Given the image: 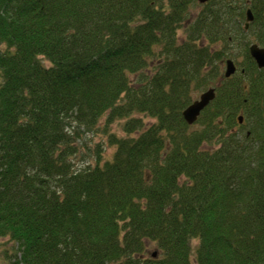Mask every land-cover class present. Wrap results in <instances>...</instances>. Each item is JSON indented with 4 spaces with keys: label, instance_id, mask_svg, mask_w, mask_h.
Wrapping results in <instances>:
<instances>
[{
    "label": "trees",
    "instance_id": "1",
    "mask_svg": "<svg viewBox=\"0 0 264 264\" xmlns=\"http://www.w3.org/2000/svg\"><path fill=\"white\" fill-rule=\"evenodd\" d=\"M252 28L264 0H0V264H264ZM102 127L111 154L78 165Z\"/></svg>",
    "mask_w": 264,
    "mask_h": 264
},
{
    "label": "rangeland",
    "instance_id": "2",
    "mask_svg": "<svg viewBox=\"0 0 264 264\" xmlns=\"http://www.w3.org/2000/svg\"><path fill=\"white\" fill-rule=\"evenodd\" d=\"M191 11H192L193 14H195L197 12V9L192 7ZM252 32H254L253 28L250 30V33H249V36H248L250 43L259 42L258 38L256 37L257 35L253 34ZM234 47H235V44H234ZM234 47H233L234 53H236L237 50ZM237 59H238L239 63H241V62H244L245 58H243L241 56H238ZM224 68H225V63H224L223 69ZM201 93H202L201 91L198 92L196 94V98L199 97V95ZM152 121H153V119H151L150 117H145V123H151ZM119 122L120 121H117V122H114L113 124H111L109 126L110 130L111 131L116 130L119 133H122L121 130H120ZM73 126L76 127V125H73ZM81 130H82V132H80V136L77 138V139H79L77 141V144H78V146L80 147L81 150L78 152L77 157H75V159H74V160H76L79 163L78 165L81 166V164L83 162H86V161L87 162H93L95 159H94V157H92V155H93V153L95 154V150H97L98 147H100V145L103 148V154H105V153H107V155L111 154L112 150H110V147L107 144L106 140L108 139V137H107V135L105 133L104 127L100 128L95 133H93V132L91 133L89 131H86V130H84V128H82ZM82 155H84V157H82ZM4 242H5V240H3V239L0 240V261L1 262L4 261L3 256H2L3 255V251L8 246V243L5 244ZM197 242H198L197 240H193L192 241V246L195 247ZM153 250H155V248L151 246L149 252L151 253ZM193 264H195L194 258H193Z\"/></svg>",
    "mask_w": 264,
    "mask_h": 264
},
{
    "label": "water",
    "instance_id": "3",
    "mask_svg": "<svg viewBox=\"0 0 264 264\" xmlns=\"http://www.w3.org/2000/svg\"><path fill=\"white\" fill-rule=\"evenodd\" d=\"M202 3L207 2L208 0H199ZM247 21L245 23V27H248L250 21H252L253 13L251 10L247 11ZM250 54L252 58H255L259 68H264V47H260L257 43H253L250 45ZM225 76L229 77L236 72V64L234 60L229 59L225 64ZM216 96L215 87H209L204 90V92L194 101L189 104L185 110L182 112L184 119L189 124L196 123V120L201 115L202 111L208 106ZM242 119V116H239V120ZM156 255V254H154Z\"/></svg>",
    "mask_w": 264,
    "mask_h": 264
},
{
    "label": "flooded vegetation",
    "instance_id": "4",
    "mask_svg": "<svg viewBox=\"0 0 264 264\" xmlns=\"http://www.w3.org/2000/svg\"><path fill=\"white\" fill-rule=\"evenodd\" d=\"M239 116H242V119L239 120V117H238V127L237 129L238 130H245V131H249L250 130L248 129V125H247V128H246V124H247V120H245L244 118V115L243 114H240ZM259 126V129L262 130V124L260 123V120H257L256 118H254V122L250 125V128L252 129H255V127Z\"/></svg>",
    "mask_w": 264,
    "mask_h": 264
}]
</instances>
